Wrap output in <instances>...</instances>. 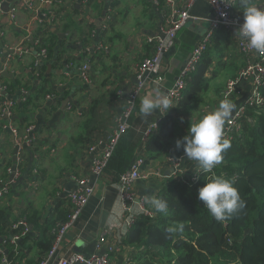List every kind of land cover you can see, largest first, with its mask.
Returning a JSON list of instances; mask_svg holds the SVG:
<instances>
[{
  "label": "crops",
  "instance_id": "0c3cea01",
  "mask_svg": "<svg viewBox=\"0 0 264 264\" xmlns=\"http://www.w3.org/2000/svg\"><path fill=\"white\" fill-rule=\"evenodd\" d=\"M167 2L168 0L0 1V63H3V68H0V88H3L0 91V103L4 99L14 101L17 106V103L24 102L25 97L35 96L37 89L44 84L53 91L52 94L43 96L39 108L33 109L30 120L38 128L39 134L35 137L34 146H26L16 162L14 152L17 144L13 134L4 128L6 120L0 111V181H11L10 193L0 198V214L4 212L0 224L6 227L29 211L39 212L45 217L57 208L70 210L69 194L79 187V179H84L87 187L92 189V195L79 219L67 229L59 246V257L74 253L94 256L107 251L108 245L117 246L121 241L123 232L127 233L125 229L128 221L123 211L121 188L117 183H109L94 173V160L102 157L108 139L117 127L119 117L124 112L122 100L115 99L103 108L105 120H101L100 130L94 134L97 140L93 149L87 146L83 150L74 151L69 142L77 131L83 113L95 97L101 93L117 91L129 94L135 90L139 63L144 57H152L154 54L148 38L165 37L162 29L170 11ZM171 2L173 4L170 3V6L174 9H187L193 22L188 21L179 30L175 44L163 52L158 69L147 73L145 85L136 98L135 106L138 109L142 97L151 95L154 89L168 93L183 64L191 57L197 43L210 26L213 9L208 2ZM110 10H113V21L106 34L113 37L112 41L107 36L104 38L101 33L107 30L105 26L110 21L106 14ZM242 11L243 9L240 10ZM102 43H107L114 60L99 53V45ZM39 46L46 48L44 53L42 49H38ZM219 46L225 50L220 61L227 63L232 73L221 88H215L211 95L206 94L212 89L211 80L220 65L215 57L216 60L206 72L207 78L213 77L202 96L205 99L201 105L194 108V102H191L186 108L172 112L176 120L175 142L187 135L191 122H196L218 106L228 81L236 77L252 59L239 52L233 34ZM84 64L88 66L89 82L81 76L80 68ZM4 70L12 76H4ZM15 82L24 87L7 88ZM251 92L250 81L242 80L238 83L230 98L236 104L234 115L238 107L251 96ZM200 97L199 95L198 98ZM184 99L183 95L181 100ZM16 111L20 115L19 109ZM16 111L14 110L15 114ZM169 113L171 114V110L166 114ZM166 114L159 110L147 117L139 110L133 114L134 123L129 128L128 138L134 157L147 153L145 149L148 137L145 134L153 124H159ZM155 131L157 133L159 129ZM176 159L181 160V173L186 177L202 170L197 162L185 157L183 147L177 149L175 144L169 152L162 153L157 158H149L141 169L143 177L132 184L134 201L130 203L131 214L138 215L145 207H150L144 197H159L163 186L168 185L171 179L169 175L173 169V160ZM10 163L11 166L8 167ZM16 164L20 171L18 177L8 172ZM123 225L125 229L122 228ZM33 234L35 232L31 233ZM101 236H106L107 242L99 250L97 244ZM5 240L4 237L3 242H0L4 256L8 253ZM23 250L26 257L21 264L33 262L35 250H28V247ZM128 254L117 249L111 255V264H126ZM1 262L6 264L4 259Z\"/></svg>",
  "mask_w": 264,
  "mask_h": 264
},
{
  "label": "trees",
  "instance_id": "16d2710c",
  "mask_svg": "<svg viewBox=\"0 0 264 264\" xmlns=\"http://www.w3.org/2000/svg\"><path fill=\"white\" fill-rule=\"evenodd\" d=\"M254 2L260 5L264 0H254ZM113 6L112 9H114ZM233 9L244 17L243 11L240 12L243 9L241 0H235ZM108 30L101 33L104 38L107 36L108 40L112 41L113 37L110 38L108 33L106 34ZM231 34L237 43L235 33L221 26L215 30L213 36L206 43L200 61L185 80L183 93L185 99L174 104L175 106L170 109L171 114H166L160 120L157 128L159 131L157 133L153 131L146 139L145 151L147 153H141L147 158L146 164L149 158H157L162 153L169 152L175 144L177 133L173 110L186 108L197 99L199 92L203 94L206 92L210 79L213 77H206L207 69L216 60V56L217 61L221 60L224 47L219 44L222 45V42H225ZM102 44L107 46V43ZM149 44L155 50L156 40L149 41ZM42 48L43 46L38 47L39 50ZM98 51L107 59H115L109 49L104 48ZM239 52L242 53L240 50ZM146 58H150V56L141 60L138 72ZM21 86L24 87L19 82H15L7 88L15 89L21 88ZM52 92V89L44 84L37 89L35 96L25 97L24 102L17 103V106L12 101L16 106L14 110L19 109L20 112V115L17 111L18 115L15 114V125L20 132H24L30 124L34 125V122L30 120L33 109L39 108V102L43 96L52 94ZM261 93L264 96V86L261 88ZM115 99L122 100V110L125 111L129 100V94L125 92L101 93L91 101L89 108L78 122L75 135L69 142L72 150L80 151L87 146L90 148L94 145L97 140L94 134L100 130L101 120H105L102 110L106 104ZM138 110V106L133 108L128 118L127 130L119 139L100 174V177L109 183L119 182L121 175L130 170L136 158L129 146L128 132L134 123L133 114ZM238 122L241 128L234 136L227 138L231 142V147L224 154L223 162L217 165L213 172L235 181L241 198L246 201L247 206L244 211L233 219L217 222L198 198L199 189L212 178V173L201 170L197 174L201 179L195 186L191 185L194 184L193 182L189 184L184 182L179 174L176 177H171L168 185L163 186L159 195L160 198L168 202L169 214L165 216L158 213L151 205L145 207L153 211L155 217L144 213L135 215L134 224L115 246L111 255L117 249L124 254L128 252L126 264H264V103L259 106H248ZM38 134L39 130L35 126V137ZM35 143L34 138L31 146H34ZM9 166L11 163L8 164ZM32 173L31 170L30 174ZM70 210L57 208L45 217L39 212L24 213L21 218L15 220L25 219L31 226L30 231L24 234H22L23 227L14 229L12 224L6 227L0 224V236L6 238L5 243L8 250L4 256L3 247H0V264H3L2 259H6L9 264H21L23 258L26 257V253L23 252L25 247H28V250L29 248L35 250L33 262L27 264H39L53 246L54 232L68 221ZM3 215L4 212H1L0 218ZM179 223L185 226L183 234L172 236L166 234L165 229L169 225ZM33 232L35 234L31 235ZM15 234H20L21 237L13 244L11 238ZM215 256H218V259L214 260Z\"/></svg>",
  "mask_w": 264,
  "mask_h": 264
},
{
  "label": "built area",
  "instance_id": "2783aa9c",
  "mask_svg": "<svg viewBox=\"0 0 264 264\" xmlns=\"http://www.w3.org/2000/svg\"><path fill=\"white\" fill-rule=\"evenodd\" d=\"M2 1V0H0ZM29 2L34 0H27ZM195 1L199 0H188L189 4H192ZM208 2L213 9V16L210 19V26L203 36V38L197 43L191 57L183 64V67L180 71V74L174 84V86L168 91L167 95L171 100L172 106L179 102L183 98V93L185 90V80L188 75L195 69L197 63L201 59L202 51L205 49L206 43L213 36L216 29L219 27H224L227 30L233 31L236 33V30L240 25L244 22V17L239 15L233 8L235 0H204ZM171 0H168L167 4L170 7V11L166 16V23L163 27V32L165 34L164 38H154L149 37V41L156 40V46L154 50V54L150 58H146L144 62L141 64L138 72V83L133 92L129 93L128 106L126 107L123 114L119 117L117 127L110 135L108 139V144L105 149L104 154L100 158H96L94 160V173L100 175L103 168L107 164L110 156L112 155L119 139L126 132L128 127V118L130 117L133 108L136 104V98L138 93L143 89L145 85V80L147 78L148 72L156 71L159 67V64L162 59L163 52L173 44H175L177 33L181 30L190 19L189 11L187 9H174L170 6ZM264 7V2L260 5ZM112 11L110 10L107 16L109 19V23L105 26L108 29L109 25L113 21ZM237 46L238 49L244 53L249 58L252 59L247 62L246 66L240 71V73L233 79H230L227 83V87L223 92L222 100L227 97L231 98L236 86L242 80H248L252 84V92L251 96L245 101L244 104L238 107L235 115L233 114L231 119L226 122V128L224 130V137L229 138L234 136L235 133L239 132L241 126L238 122L239 118L244 115L245 110L248 106H259L264 103V96L261 93V88L264 86V53L256 52L249 48L248 43L245 39L236 35ZM102 48L108 49L106 45H102ZM43 53L45 50H42ZM81 76L86 81L89 82L88 76V66L84 64L81 68ZM3 88H0V91ZM0 111L2 112L3 117L5 118L4 128L8 129L14 136L16 144L19 146L18 157L24 149V146H31L32 141L35 138V125L30 124L25 128L24 132H20L17 126L15 125V112H14V103L8 100H2L0 103ZM158 124H153L150 129L146 132V138L157 129ZM145 138V139H146ZM92 146L91 149H93ZM147 158L144 155L136 156L130 170L122 174L120 177V181L117 184L121 188V200L123 204L124 215L128 217L127 228L125 229V225L122 226L126 230H129L130 227L134 224V216L131 214L132 208L130 203L134 201V194L132 192V184L143 177L141 169L145 166ZM201 171V170H200ZM200 171H197L190 177H186L183 175L181 169V160L176 159L173 160V169L170 172L169 177H176L181 174V178L184 182L188 184L193 182L194 185L200 181V175H197ZM8 172L14 173L15 177L20 175V171H18V166L13 169L10 167ZM212 176V175H211ZM206 184V183H205ZM204 184V185H205ZM79 187L70 192L69 199L71 201V210L69 214V219L67 222L62 224L59 229H57L54 234V243L47 256L39 263V264H111V254L115 250V246L108 245L106 247L105 252H101L94 256H85L83 254L74 253L70 256L59 257L58 251L59 246L63 242L65 238L66 231L69 227H71L80 217L84 207L88 203L90 196L92 195V189L87 187L86 180L79 179L78 181ZM36 188V187H35ZM11 191V181L2 180L0 181V198L8 195ZM140 213H144L149 216H153V212L149 209L144 208ZM14 229L23 227L24 230L22 234L30 231L29 223L23 219L20 221H14L11 223ZM125 235V231L121 236V240ZM20 234H15L11 238V242L14 244L20 239ZM1 238V236H0ZM107 242L106 236H101L98 240L97 247L101 250L104 244ZM6 264L9 262L4 259Z\"/></svg>",
  "mask_w": 264,
  "mask_h": 264
},
{
  "label": "clouds",
  "instance_id": "9594fccd",
  "mask_svg": "<svg viewBox=\"0 0 264 264\" xmlns=\"http://www.w3.org/2000/svg\"><path fill=\"white\" fill-rule=\"evenodd\" d=\"M241 3L244 22L235 35L245 39L250 49L264 53V7L258 6L254 0H241ZM172 107L168 95L160 89H154L151 95L142 97L139 112L147 117L156 110L166 114ZM235 109L236 104L225 97L213 111L191 122L187 135L175 142L177 149L183 147L185 157L197 162L204 172L212 173V178L199 189L198 198L217 222L233 219L247 206L235 181L213 172L223 162L224 154L231 147L230 140L224 137V129ZM144 199L156 212L165 216L169 214V205L165 199L157 196ZM184 228L182 223L169 225L165 232L169 236L183 234Z\"/></svg>",
  "mask_w": 264,
  "mask_h": 264
},
{
  "label": "rangeland",
  "instance_id": "374dc122",
  "mask_svg": "<svg viewBox=\"0 0 264 264\" xmlns=\"http://www.w3.org/2000/svg\"><path fill=\"white\" fill-rule=\"evenodd\" d=\"M223 53H225V50L222 52V55H223ZM216 58H217V56H216ZM219 63H220V65H219V67H218V71H217V74H216V76L211 80V86H212V89H209V91L206 93V94H212V93H214L215 92V88H217V87H221L224 83H225V81L227 80V78L231 75V71L229 70V67H228V64L227 63H225V62H223V61H219ZM201 96L200 98H198L197 97V99L196 100H194L193 102H194V104L192 105L194 108L195 107H199V105H201V103H202V100L203 99H205L204 97H202V96H204V94L203 93H201V92H199L198 93V96ZM207 97H209V96H207ZM210 98H208V100H209ZM192 102V103H193ZM218 256H215V258H214V260L215 259H218L217 258Z\"/></svg>",
  "mask_w": 264,
  "mask_h": 264
},
{
  "label": "water",
  "instance_id": "95a60500",
  "mask_svg": "<svg viewBox=\"0 0 264 264\" xmlns=\"http://www.w3.org/2000/svg\"><path fill=\"white\" fill-rule=\"evenodd\" d=\"M189 21V23L191 22H193V19H191L190 18V20H188ZM209 23V22H208ZM208 26H209V24H208ZM0 68H3V63H0ZM2 74L4 75V76H9V77H11L12 76V74H10L8 71H6V70H4L3 72H2ZM18 152H19V146L18 145H16V147H15V152H14V161L16 162L17 161V159H18ZM16 167L14 166V169H15ZM30 228H31V226H30ZM0 242H3V238H0Z\"/></svg>",
  "mask_w": 264,
  "mask_h": 264
},
{
  "label": "flooded vegetation",
  "instance_id": "af4514ba",
  "mask_svg": "<svg viewBox=\"0 0 264 264\" xmlns=\"http://www.w3.org/2000/svg\"><path fill=\"white\" fill-rule=\"evenodd\" d=\"M102 45H103V44H100V45H99V50H100V49L103 50ZM42 50H46V48H42ZM17 157H18V156H17ZM16 165H17V164H16ZM16 165H15V167H16ZM12 168L14 169V166H13Z\"/></svg>",
  "mask_w": 264,
  "mask_h": 264
}]
</instances>
